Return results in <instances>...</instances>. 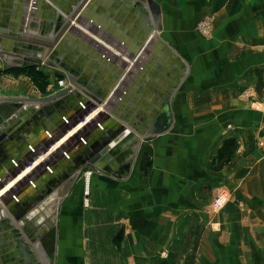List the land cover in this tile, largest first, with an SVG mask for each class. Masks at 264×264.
<instances>
[{
	"label": "crops",
	"instance_id": "obj_1",
	"mask_svg": "<svg viewBox=\"0 0 264 264\" xmlns=\"http://www.w3.org/2000/svg\"><path fill=\"white\" fill-rule=\"evenodd\" d=\"M33 1L0 0V71L33 64L49 84L4 72L0 97L49 96L61 79L73 91L6 104L0 173L87 117L39 158L18 212L0 209L2 264H17L7 219L32 223L37 264H264V113L240 98L264 100V0Z\"/></svg>",
	"mask_w": 264,
	"mask_h": 264
},
{
	"label": "water",
	"instance_id": "obj_2",
	"mask_svg": "<svg viewBox=\"0 0 264 264\" xmlns=\"http://www.w3.org/2000/svg\"><path fill=\"white\" fill-rule=\"evenodd\" d=\"M37 1V0H36ZM62 20V19H61ZM21 31V30H20ZM58 31V29H57ZM0 36L2 37H9L8 31L6 29H4L3 27L0 26ZM4 40L0 39V43H3ZM5 43V42H4ZM30 61V60H29ZM25 62V61H24ZM31 63H38L41 64V61L36 62V60H31ZM73 91V87L72 85H69L68 87L62 88L59 91L55 92L54 94H51L49 96H44V97H0V115L3 117L4 114V110L5 108H7L8 106L6 104H16L17 106H21L22 103H50L52 101H56V105L57 106H62L63 104V100L62 98H64V96L66 94H70ZM68 99H70V97H68ZM87 117V113L85 115H82L81 118L79 119V121H76L75 123H73L72 125L69 126H65V129L63 131V133L59 136H56L54 138H51L45 145V147L41 150L38 151L34 154H30L28 156V161H24L21 162L19 164V166H15V167H11L10 169H8L7 171V177H2L0 180V190H2L8 183H10L12 180H14L17 176H19L23 171H25L28 167H32L33 171H30L28 173V175L25 177L24 180H21V183H17V185H13V187L10 189V191L8 192L7 195H4L3 197H1L0 201H2L4 203V205L8 206L11 202L10 196L13 197V195H18V190L20 187V185H24L25 187L27 185V183H29L32 180V176L34 175V173L37 170L42 171V168H45L48 166V161H42L39 162L37 165V167H34L35 162L46 152H48L59 140L60 138H62L64 135H66L68 132H70L74 126H76L78 124V122L84 121ZM3 121L0 119V148L2 146V142L3 140L6 138V136L8 135L7 132L3 131L1 129V125H2ZM110 147H107L106 149H104L101 154H105L106 151L110 152ZM61 151V149H54L51 158L55 157L58 155V153ZM101 155H97L96 157H94L92 159V161L90 162V164H94L95 161L100 157ZM23 181L25 183H23ZM23 183V184H22Z\"/></svg>",
	"mask_w": 264,
	"mask_h": 264
},
{
	"label": "flooded vegetation",
	"instance_id": "obj_3",
	"mask_svg": "<svg viewBox=\"0 0 264 264\" xmlns=\"http://www.w3.org/2000/svg\"><path fill=\"white\" fill-rule=\"evenodd\" d=\"M7 176V171L0 173V180H2V177L5 178ZM26 207V210H28L32 206L30 203H27ZM4 226L1 237L6 253L12 254L15 252L17 256V264H37L34 260L36 252L33 248V244L37 241V237L34 228L32 227V223H26L22 230L12 226L11 221L7 219L4 222ZM24 233L27 235V238H24Z\"/></svg>",
	"mask_w": 264,
	"mask_h": 264
},
{
	"label": "trees",
	"instance_id": "obj_4",
	"mask_svg": "<svg viewBox=\"0 0 264 264\" xmlns=\"http://www.w3.org/2000/svg\"><path fill=\"white\" fill-rule=\"evenodd\" d=\"M5 73H10L13 75H26L32 79L34 84L42 91L45 92L49 84V80L46 74L33 64H26L19 67H8L4 70ZM4 72L0 71V75ZM237 148V142L235 138H228L224 141L222 147L219 149L217 162L218 168H221L226 164Z\"/></svg>",
	"mask_w": 264,
	"mask_h": 264
},
{
	"label": "built area",
	"instance_id": "obj_5",
	"mask_svg": "<svg viewBox=\"0 0 264 264\" xmlns=\"http://www.w3.org/2000/svg\"><path fill=\"white\" fill-rule=\"evenodd\" d=\"M35 2L36 1L34 0L33 4H36ZM33 8H35V7H33ZM29 11H31V10H29ZM213 28H214V23H213V18H211V17H206V18L202 19L198 25L199 31L206 37H210L213 34ZM59 85L61 88H65L67 86V82L65 80L61 79V80H59ZM0 88H1V83H0ZM240 98L243 101L248 102L252 108L264 113V100H260L257 97L256 91L253 87H248L247 89H245L240 94ZM82 106L84 108H86L84 105H82ZM63 119L66 123H68V124L70 123L69 122L70 120L66 119L65 117ZM47 134L49 137L52 138V134H50L49 132H47ZM82 141H85V140L82 138ZM64 154L66 156H68L67 152H64ZM17 166H18V164H17ZM48 169L50 170L49 167H48ZM89 174H91V172H89ZM30 184H32V185L34 184L32 180L30 181ZM217 196H218V199L215 202L214 206L220 207L225 200V193L218 192ZM13 198H14V200L18 199L15 194L13 195ZM167 256H168L167 253L164 252L163 257H167Z\"/></svg>",
	"mask_w": 264,
	"mask_h": 264
},
{
	"label": "bare ground",
	"instance_id": "obj_6",
	"mask_svg": "<svg viewBox=\"0 0 264 264\" xmlns=\"http://www.w3.org/2000/svg\"><path fill=\"white\" fill-rule=\"evenodd\" d=\"M78 126V125H77ZM76 127V126H75ZM74 127V128H75ZM73 128V129H74ZM65 129V128H64ZM64 129H63V131H64ZM72 129V130H73ZM77 129V128H76ZM75 129V130H76ZM79 130V129H78ZM63 131L62 132H60L59 134H58V136L59 135H61L62 133H63ZM77 132V131H76ZM69 133V132H68ZM67 133V134H68ZM69 136H70V134H69ZM60 142V141H59ZM72 142V141H71ZM46 144V143H45ZM45 146H43L39 151H41L43 148H44ZM45 159H44V156H43V159H42V161H44ZM42 161H39V159H38V161H36L35 162V166L34 167H37L38 165V163L39 162H42ZM14 163V162H13ZM15 164V163H14ZM30 171H33L32 170V167H28L25 171H23L19 176H17L14 180H12L10 183H8L2 190H0V199H1V197H3L4 195H7L8 194V192L10 191V189L13 187V185L15 186V185H17V183L19 184V183H21L22 181L21 180H24L25 179V177L28 175V173L30 172ZM27 174V175H26ZM23 183H25L24 181H23ZM22 183V184H23ZM20 186H25V184L24 185H20ZM18 196V195H17ZM10 199H12V197L10 196ZM2 204H3V202H2ZM1 204V205H2ZM4 205V204H3Z\"/></svg>",
	"mask_w": 264,
	"mask_h": 264
},
{
	"label": "rangeland",
	"instance_id": "obj_7",
	"mask_svg": "<svg viewBox=\"0 0 264 264\" xmlns=\"http://www.w3.org/2000/svg\"><path fill=\"white\" fill-rule=\"evenodd\" d=\"M214 22V21H213ZM75 131L76 130H72V132H70L69 134H71V133H75ZM68 134V135H69ZM71 136V135H70ZM70 136H68V137H70ZM38 161V160H37ZM27 175V174H26ZM17 196V195H16ZM12 200H14V198L12 197ZM2 204V201H0V209L4 206L3 204ZM6 206V205H5ZM6 208V210L8 211V214L10 215V213H16V211L17 210H19V206L17 205V204H13V203H11L10 202V204L8 205V206H6L5 207ZM18 212V211H17ZM0 214H1V211H0ZM8 214H6V215H8ZM6 215L5 214H1V218H0V221L2 220V219H4L5 217H6ZM8 215V216H9ZM10 220V219H9ZM0 264H2V258H0Z\"/></svg>",
	"mask_w": 264,
	"mask_h": 264
}]
</instances>
